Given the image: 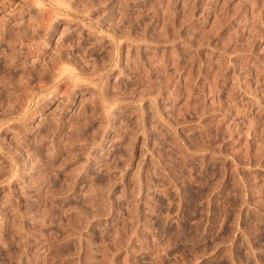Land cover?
<instances>
[{
	"label": "rangeland",
	"instance_id": "obj_1",
	"mask_svg": "<svg viewBox=\"0 0 264 264\" xmlns=\"http://www.w3.org/2000/svg\"><path fill=\"white\" fill-rule=\"evenodd\" d=\"M0 264H264V0H0Z\"/></svg>",
	"mask_w": 264,
	"mask_h": 264
}]
</instances>
